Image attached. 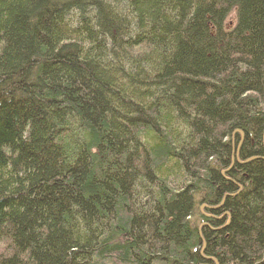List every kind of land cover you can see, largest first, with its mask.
<instances>
[{"label": "trees", "instance_id": "obj_1", "mask_svg": "<svg viewBox=\"0 0 264 264\" xmlns=\"http://www.w3.org/2000/svg\"><path fill=\"white\" fill-rule=\"evenodd\" d=\"M0 264H264V0H0Z\"/></svg>", "mask_w": 264, "mask_h": 264}, {"label": "bare ground", "instance_id": "obj_2", "mask_svg": "<svg viewBox=\"0 0 264 264\" xmlns=\"http://www.w3.org/2000/svg\"><path fill=\"white\" fill-rule=\"evenodd\" d=\"M231 18L234 19V13H232V14L229 16V19H228L229 22L231 21ZM210 215H213V214H210ZM197 223H198L197 227L200 229L202 226H204V224H205L206 222H204L203 220L199 219V221H197Z\"/></svg>", "mask_w": 264, "mask_h": 264}, {"label": "rangeland", "instance_id": "obj_3", "mask_svg": "<svg viewBox=\"0 0 264 264\" xmlns=\"http://www.w3.org/2000/svg\"><path fill=\"white\" fill-rule=\"evenodd\" d=\"M231 21H233V18H231ZM201 208L203 209V206L201 205Z\"/></svg>", "mask_w": 264, "mask_h": 264}, {"label": "water", "instance_id": "obj_4", "mask_svg": "<svg viewBox=\"0 0 264 264\" xmlns=\"http://www.w3.org/2000/svg\"><path fill=\"white\" fill-rule=\"evenodd\" d=\"M232 165V164H231ZM205 204H203L202 206H204Z\"/></svg>", "mask_w": 264, "mask_h": 264}]
</instances>
